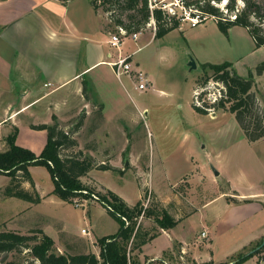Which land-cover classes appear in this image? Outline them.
Masks as SVG:
<instances>
[{"label": "rangeland", "instance_id": "1", "mask_svg": "<svg viewBox=\"0 0 264 264\" xmlns=\"http://www.w3.org/2000/svg\"><path fill=\"white\" fill-rule=\"evenodd\" d=\"M235 2L237 8L241 9L242 0H235ZM211 4L223 13V17L226 16L227 0L211 1ZM156 5L154 8L164 5L166 13L173 12L174 14H169L179 19L181 29L173 30L155 39V28L152 22H149L135 41L125 39L120 47L122 53L120 54L131 55V61L136 69L148 78L149 87L138 91L134 89L135 82L132 78L123 76L117 79L108 65L116 57L115 53H112L116 52V49L106 47L105 49L111 52L114 58L105 57L106 65L97 66L91 73L92 77L99 78L97 84L102 88L94 87V79L90 75L83 76L79 93L74 96L69 95L71 98V100L68 99L69 106L64 107L63 111L56 110L62 112L56 118L59 128L68 132L77 144L74 148L61 149V156L64 158L81 151L85 156L91 157L95 165L102 159L108 160L109 157L116 159L120 169L125 171L122 175L92 169L80 180L85 186L100 194L105 192L99 187L97 181L107 185L121 193L128 205H135L140 194L142 198L144 195L154 197L156 202L163 199L165 204L163 206L166 209L171 204H175L176 210L179 208L178 204L182 196L180 194L184 195L187 191L185 189L189 187L185 182L168 185L167 183L177 181L176 176L175 174L167 176V171L163 172L159 162L161 159L164 164H167V157L173 158L175 154L191 156L201 169V175L190 179V189L193 190V197L196 196V199L192 198L188 203V209H192V205L197 208L201 198L214 195L217 186L210 182L216 178L214 171L219 174L215 180L218 181L221 191H228L230 185L241 187L240 189L257 185L264 189V138L249 142L234 115L224 109L214 108L212 112L202 114L193 108L194 94L197 92L195 88L204 81L202 64L208 62L216 64L222 57L233 56L236 61L238 59V68L244 75L242 77H247L249 72L252 73L255 81L251 91L255 95L257 107L264 111V70L263 74H257V69L264 66V45L256 47L248 31L241 27L234 28L230 38L227 39L221 34L213 19L192 27L190 21L185 19L180 0L156 1ZM97 12L101 20L107 18L108 21L103 28L102 37L110 38L117 33V27L110 23L107 14L101 10ZM230 15L232 14L227 16L230 17ZM92 20L98 25L100 19L93 16ZM101 22L103 27V21ZM106 50L103 49V54ZM191 58L195 62V68H191L188 64ZM207 76L209 79L204 86L208 87L213 97L217 89L223 85L212 79L211 72ZM46 108L47 101L42 102L23 115L20 121L19 140L24 147L31 148L35 155L44 148L47 132L28 128L27 123L33 119L30 112H33L37 119L33 122H45ZM104 112L107 122L105 128H101L102 120L99 121V119ZM24 116L29 118L26 119ZM51 124L53 120L49 125ZM98 129L100 130L97 131ZM14 130L15 128L12 133ZM29 172L34 183V190L29 183H24L22 188L26 187L32 194L36 192L40 196L38 203H30L15 197H4L2 190L7 187L10 179L0 174V184H5L0 189V231L30 235L32 230L40 229L56 240L57 253L88 251L89 242L83 238L98 241L102 237L117 232L118 224L110 217L105 206L93 198L76 199L75 203L63 202L56 196L49 195L53 189V182L44 167H30ZM190 174L192 173H189L187 178H190ZM2 178L5 183L2 182ZM153 181L160 183L161 188L155 189ZM168 195L173 198L169 201V205H167ZM142 202L146 204L145 199H142ZM209 210L206 209V212ZM93 216L95 221L90 219ZM193 218L192 220L196 223L192 224L191 221L192 225L188 226L190 223L187 222L176 229L175 233L179 240H188L194 232L199 233L203 222L199 223V217ZM253 220L257 221L258 226L264 227V211L258 213ZM138 224L144 230L154 228L142 217L138 218ZM82 229L87 232L84 236L81 233ZM59 231L65 234L61 235ZM263 231L261 230L259 235L264 233ZM243 233L244 225L231 228L225 235L213 239L211 252L218 257L228 239H231V242H237L244 236ZM64 242L72 246V251L64 250L60 246ZM262 243L263 240L259 238L246 250L261 246ZM168 244L167 235L154 238L144 245L141 251H132L130 259L135 264H158L157 260L149 258L164 253ZM243 253L245 252L242 251L234 257L238 258ZM98 254L99 249L95 255L98 256ZM164 258L167 264V255H164ZM31 260L25 249L0 254V264L11 262L25 264ZM33 262L38 264L37 261ZM178 264L187 263L184 260Z\"/></svg>", "mask_w": 264, "mask_h": 264}, {"label": "crops", "instance_id": "2", "mask_svg": "<svg viewBox=\"0 0 264 264\" xmlns=\"http://www.w3.org/2000/svg\"><path fill=\"white\" fill-rule=\"evenodd\" d=\"M92 15L100 19L98 25L93 22ZM102 19L104 20H101L98 12L93 11L91 0H0V152L7 149L5 139L12 133L14 128L17 130L15 144L33 152L31 148L24 147L19 138L21 117L35 106L47 101L46 114L49 121L46 119V123L33 122L37 119H35L33 112H30L33 119L28 123L24 121V123H27L28 128L41 124L49 125L52 116L58 118L59 114L62 113L61 111L69 106L68 99L71 100L70 96L79 93L83 76L90 75L94 79V87L102 88L97 84L99 78L92 77L91 73L97 66L106 65L105 57L108 58L112 53H115V56L118 55L117 51L111 53L105 49L111 46L108 44L110 38L102 37V33L104 34L103 28L108 23L107 18ZM101 21H103V27ZM181 27L182 25L179 29ZM234 28H237V26L230 28L226 35L221 34L228 39ZM102 48L104 51L106 50L105 54H103ZM224 62L230 63L239 76H244L238 68V59L236 61L233 56L222 57L221 61L216 64ZM205 64L213 63L208 62ZM57 109H61V111H56ZM106 122L107 117L104 112L100 127L105 128ZM99 162H107L111 167L120 170L121 175L125 172L120 169L116 159L109 157L108 160L102 159ZM159 162L163 172L167 171V176L174 174L176 176L177 181L167 183L168 185L173 186L177 182H185L189 189H185L187 191L184 195L179 193L182 196H180L181 200H179L177 210L175 204L168 206V214L177 223L173 228L166 231L158 230L155 238L167 235L169 244L164 253L149 258L150 260H164V255H167V264H178L184 260L187 264H233L240 257H246L240 264H264V253L260 256L252 255L248 257L261 246L258 245L246 250L259 238L264 240V233L259 235L264 227L258 226L257 221L253 220L258 213L264 211L263 188L254 185V187L247 186L240 189L241 187L230 185L228 191H221L218 181L215 180L219 176L217 174L216 178L212 177L213 179L210 181L217 186L214 195L201 198L197 208L192 205L190 210L188 209V203L192 198L196 199V196L193 197V190L190 189V179H193L196 175H201V169L197 166V161L189 155L175 154L173 158L167 157V164H164L161 159ZM148 167L150 169V166ZM103 172L114 173L111 171ZM189 173L192 174H190V178H187ZM161 176L164 177L162 174ZM152 178L154 177L152 176ZM2 182L5 183V180L3 179ZM97 184L104 192L110 190L125 202L121 193L98 181ZM152 184L155 189L161 188L158 182L153 181ZM3 185L5 186L3 183L0 184V189L4 187ZM157 196L159 197V195ZM173 196L176 197L177 195ZM140 198L139 194L138 201ZM172 199L168 195L167 205ZM159 202L162 206L165 205L163 199ZM125 204L128 207L134 206L128 205L126 202ZM206 209L210 210L206 212ZM193 217H199V223L203 222L200 225L199 233L194 232L188 240H179L178 235L175 233L176 229L187 222L196 223L192 220ZM90 219L95 221L94 216ZM144 220L155 228V224L151 219ZM192 224L190 223L188 226ZM240 225H244V236L242 235L243 237L237 242H231V239H228L220 255L218 257L214 256L211 252L213 239L225 235L231 228ZM202 232L206 233L205 238H201L200 234ZM59 233L61 235L65 234L63 231H59ZM86 234L87 232L82 235ZM83 240L89 242V244L88 251L82 253L96 254L99 249L97 241H90L85 238ZM53 241L55 244L56 240ZM64 243L60 246L66 250L64 245L67 243ZM67 246L72 250L70 244H67ZM57 249L59 250V247ZM242 251L245 252L243 255L238 258L234 257Z\"/></svg>", "mask_w": 264, "mask_h": 264}, {"label": "trees", "instance_id": "3", "mask_svg": "<svg viewBox=\"0 0 264 264\" xmlns=\"http://www.w3.org/2000/svg\"><path fill=\"white\" fill-rule=\"evenodd\" d=\"M211 1L221 0H180L184 9L196 10L207 19L215 20L219 31L224 35L232 27H242L248 31L256 47L264 45V0H242L241 9L237 8L235 0H227L225 17L217 7L211 4ZM91 6L94 12L101 10L107 14L113 26L122 28L128 34L140 33L151 20L154 22L155 39L180 28V21L175 15L166 13L160 8L150 9L149 0H91ZM228 14L232 15L229 17ZM191 15L194 16L192 12ZM231 16L235 17L231 19ZM201 67L204 81L195 89L205 85L209 79L207 74L211 72L212 79L224 87V97L213 104V107L233 114L249 142L263 138L264 111L257 107L255 95L251 91L254 85L252 73L249 72L247 77L239 76L227 62L202 64ZM263 70L264 66L259 67L257 74L260 75ZM193 108L196 112L207 113L194 104ZM52 120L51 125L31 126L32 129L47 132L45 146L38 155L15 144L16 129L7 136V149L0 152V174L8 176L10 181L2 190L3 196L38 203L40 198L36 192L32 194L28 189L22 188V185L29 183L34 190L29 168L44 167L53 182V189L49 195H54L67 203H75L76 199L87 200L92 198V194L95 195L98 198L97 202L105 206L110 217L118 224V230L113 235L98 239L96 242L99 248L98 256L82 252L57 253L53 239L40 229L32 230L30 235L14 231H0V254L25 249L32 258L25 264H35L33 261H37L38 264H135L130 259L131 252L140 251L142 246L157 236L159 229L166 231L173 228L177 222L171 218L160 202L154 201V197H149V195L141 197L147 201L146 206L140 199L133 207H128L119 196L110 190L100 194L85 186L80 178L92 169L120 174L121 171L111 167L107 162H98L95 165L93 159L85 156L81 151L63 158L61 149L74 148L77 144L68 132L59 128L55 116H52ZM101 120L102 116L99 121ZM139 217L151 219L155 228L142 229L138 224ZM64 246L67 251H72L67 244ZM263 253L264 244L248 257L260 256ZM245 258L240 257L233 264H240ZM157 263L166 264L164 260L157 261Z\"/></svg>", "mask_w": 264, "mask_h": 264}, {"label": "built area", "instance_id": "4", "mask_svg": "<svg viewBox=\"0 0 264 264\" xmlns=\"http://www.w3.org/2000/svg\"><path fill=\"white\" fill-rule=\"evenodd\" d=\"M156 1L155 0H149V8L152 9L154 7H156ZM160 9L164 10L165 6H160ZM181 8L184 10V16L185 19H187L188 21H190V24L192 27H195L201 23H204L205 21H207V17L201 15L199 12H197L196 10H186L183 8L182 4H181ZM194 14V16L191 15ZM169 13H173V12H169ZM174 14V13H173ZM235 16H231V19H233ZM212 19V18H210ZM153 26H154V22L151 20ZM140 33H131L128 34L125 30H123L122 28H117V33L114 35L110 36V39L108 41V44L115 48L116 51H118V55L114 58L112 55H109V57L114 58L112 59V61H110V63L108 64L111 69L112 72L114 74V76L117 79H120L123 76L129 77L130 79L132 78L135 83H134V89L138 90V91H143L146 90L149 85L150 82L148 80V78L145 76V74H143L141 71L137 70L136 67L134 66V64L132 63V56L131 55H125L122 56L119 52H120V47L121 44L123 42V40L125 39H131L133 41H135L138 37ZM207 86H203L200 87L197 90V92L194 94V105L204 109L206 112L210 113L213 111L214 107L213 104H216L221 98L224 97V87H219V89H217V92L213 95V97H211L210 92ZM217 95V96H216ZM91 197L97 201V197L95 195H91ZM147 204V201H146ZM146 204L144 206H146ZM78 205V204H76ZM127 224V222H126ZM86 231L82 230L81 233L84 234ZM201 238H205L206 237V233L202 232L201 234Z\"/></svg>", "mask_w": 264, "mask_h": 264}, {"label": "water", "instance_id": "5", "mask_svg": "<svg viewBox=\"0 0 264 264\" xmlns=\"http://www.w3.org/2000/svg\"><path fill=\"white\" fill-rule=\"evenodd\" d=\"M189 66L191 67V68H195L196 67V65H195V62H194V60L191 58L190 59V61H189ZM127 164V163H126ZM214 174H215V176L218 174L216 171H214ZM264 244V240H263V243H262V245Z\"/></svg>", "mask_w": 264, "mask_h": 264}]
</instances>
